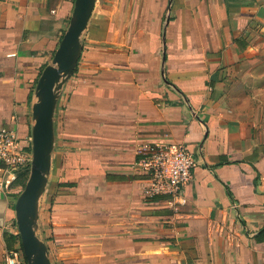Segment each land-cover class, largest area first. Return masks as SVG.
Returning <instances> with one entry per match:
<instances>
[{
  "label": "crops",
  "instance_id": "1",
  "mask_svg": "<svg viewBox=\"0 0 264 264\" xmlns=\"http://www.w3.org/2000/svg\"><path fill=\"white\" fill-rule=\"evenodd\" d=\"M74 4L0 0V127L28 148ZM262 37L264 0H96L39 202L52 264H264ZM140 142L194 155L179 212L145 197ZM17 193L0 188V264L10 236L22 250Z\"/></svg>",
  "mask_w": 264,
  "mask_h": 264
},
{
  "label": "water",
  "instance_id": "2",
  "mask_svg": "<svg viewBox=\"0 0 264 264\" xmlns=\"http://www.w3.org/2000/svg\"><path fill=\"white\" fill-rule=\"evenodd\" d=\"M96 0H75L68 29L60 42L52 64L41 74L38 102L33 106V162L30 176L15 203V219L27 264H52L47 245L38 236V209L51 172L55 147L54 115L59 92L73 75L82 53L81 37L92 17Z\"/></svg>",
  "mask_w": 264,
  "mask_h": 264
},
{
  "label": "built area",
  "instance_id": "3",
  "mask_svg": "<svg viewBox=\"0 0 264 264\" xmlns=\"http://www.w3.org/2000/svg\"><path fill=\"white\" fill-rule=\"evenodd\" d=\"M32 143V138H29ZM135 168L148 177L143 192L147 200L168 198L171 207L178 211L184 202V189L192 181L196 159L183 145L167 143H138ZM33 162L32 148L25 147L16 132L0 127V188L23 191L30 176ZM26 176L24 186L19 181ZM18 198V197H17ZM178 214V213H177ZM7 264H27L22 250L10 251Z\"/></svg>",
  "mask_w": 264,
  "mask_h": 264
},
{
  "label": "trees",
  "instance_id": "4",
  "mask_svg": "<svg viewBox=\"0 0 264 264\" xmlns=\"http://www.w3.org/2000/svg\"><path fill=\"white\" fill-rule=\"evenodd\" d=\"M25 180H26V176H23L21 178V180L19 181V185L20 186H24L25 184ZM19 236V235H18ZM15 237L14 236H10V238L8 239V244H9V250L11 251V248L13 247V243H14Z\"/></svg>",
  "mask_w": 264,
  "mask_h": 264
},
{
  "label": "rangeland",
  "instance_id": "5",
  "mask_svg": "<svg viewBox=\"0 0 264 264\" xmlns=\"http://www.w3.org/2000/svg\"><path fill=\"white\" fill-rule=\"evenodd\" d=\"M257 43H258V47L264 48V37H262L261 39H259Z\"/></svg>",
  "mask_w": 264,
  "mask_h": 264
}]
</instances>
